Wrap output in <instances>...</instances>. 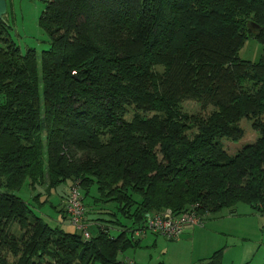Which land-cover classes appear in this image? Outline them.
I'll list each match as a JSON object with an SVG mask.
<instances>
[{
  "label": "trees",
  "instance_id": "16d2710c",
  "mask_svg": "<svg viewBox=\"0 0 264 264\" xmlns=\"http://www.w3.org/2000/svg\"><path fill=\"white\" fill-rule=\"evenodd\" d=\"M45 1L40 54L0 19V264H124L146 214L166 208L264 216V0ZM249 38L258 61L240 57ZM244 118L258 137L231 154L222 139L241 140ZM28 179L46 185L41 204L69 182L62 222L77 186L91 237L11 192ZM224 250L200 263L223 264Z\"/></svg>",
  "mask_w": 264,
  "mask_h": 264
},
{
  "label": "rangeland",
  "instance_id": "374dc122",
  "mask_svg": "<svg viewBox=\"0 0 264 264\" xmlns=\"http://www.w3.org/2000/svg\"><path fill=\"white\" fill-rule=\"evenodd\" d=\"M47 2L45 0H8V13L4 17L11 25L9 32L10 36L19 44L22 51L25 52L29 47H35L40 54L50 46V37L48 33L39 25V17L45 9ZM263 45L254 38H249L244 47L240 50V57L252 61H258L262 55ZM185 110L189 113L200 112L201 107L193 100H188L184 103ZM205 113V111H203ZM245 129V136L239 141L228 140L223 138L224 148L231 154L236 153L244 145L254 142L258 133L251 126V122L244 118L240 122ZM45 186L36 185L33 187L28 179L20 189L11 190V192L21 196L31 207L40 215H45V219L52 224L61 223L63 220L57 213V205L61 202L62 195L69 190V182L60 185L53 190L48 202L41 204L35 198L37 194L43 193L40 201L46 197ZM5 186L1 187V191H6ZM95 193V187L93 189ZM45 194V195H44ZM90 199V198H88ZM238 208H251L246 204L239 203ZM229 208H225L213 215V219L204 229H196L195 238L189 234H185L178 239H167L158 235L151 230L141 232V247L131 248L120 253L119 261L124 264H201L202 259L208 258L213 254L211 245L205 247L208 242L216 241L218 248H225L223 255V264H263L264 263V216L261 214L245 215L246 212H241L242 217L237 216L234 221L226 220L222 223V229L226 233L216 232L214 239L211 235H203L202 232H208L212 229L211 224L214 220H220L222 216L229 215ZM85 206V213L81 222L88 228L94 225L97 221L92 215V211ZM250 213V209L249 212ZM43 215V216H44ZM106 220L111 218L110 215H99ZM235 217V216H234ZM207 218V217H206ZM55 219V220H53ZM105 221V220H103ZM67 231H76V227L72 224L70 218L61 223ZM104 224L111 225L105 221ZM206 225V222H205ZM201 230V232H200ZM203 230V231H202ZM80 231V230H78ZM113 235L119 232V229L110 227ZM81 232V231H80ZM93 232L92 228L90 233ZM91 235V234H90ZM216 246V245H215ZM214 251V252H215ZM96 264H101L97 262Z\"/></svg>",
  "mask_w": 264,
  "mask_h": 264
},
{
  "label": "built area",
  "instance_id": "2783aa9c",
  "mask_svg": "<svg viewBox=\"0 0 264 264\" xmlns=\"http://www.w3.org/2000/svg\"><path fill=\"white\" fill-rule=\"evenodd\" d=\"M199 204L191 205L187 210L175 213L172 209L166 208L160 212H149L146 214V229L161 235L167 239H178L189 227L204 226L208 212L200 210ZM66 211L70 216L72 224L83 231L85 238L91 237L87 227L81 222L85 213V207L81 201L80 190L73 186L68 193L65 204ZM141 232L138 233L140 235Z\"/></svg>",
  "mask_w": 264,
  "mask_h": 264
},
{
  "label": "crops",
  "instance_id": "0c3cea01",
  "mask_svg": "<svg viewBox=\"0 0 264 264\" xmlns=\"http://www.w3.org/2000/svg\"><path fill=\"white\" fill-rule=\"evenodd\" d=\"M7 7H8V0H7ZM7 13H8V9H7ZM7 13L3 17H5L7 15ZM64 203H65V201H64ZM241 210H242V212H246L245 215H247V214L248 215H251L250 213H248L249 212V209H247V208H241L240 209V208L237 207V208H234L232 210L229 209L228 211H230V212H229V215L228 216L227 215H224V216L221 217L220 220H214V222L211 224L212 229H208L207 230L208 232H206V234H205V232H202V234L203 235H211L212 234L211 237L214 239L215 238L214 237V234H216V232H219L220 234L221 233H226V231H224V229H222L223 226L221 224L222 223H226V220H229V221L232 220V221H234L237 216L239 217L238 219H240L242 217V214H240V213H242ZM212 217H213V215H210L209 214L207 216L206 220H205L206 221V225H204V226H193V227H189L187 229V231L183 235L189 234L191 237L193 236L195 238V236H196V229H204L209 224V221H211V219H213ZM200 232H201V230H200ZM215 239H216V241H214V242H208L207 245H205V247L210 246V248H211V245L213 246V244H214V247H212L213 248L212 249L213 251H211L212 253L216 250L214 248H218L217 245H219V243L217 242L218 241L217 238H215Z\"/></svg>",
  "mask_w": 264,
  "mask_h": 264
},
{
  "label": "water",
  "instance_id": "95a60500",
  "mask_svg": "<svg viewBox=\"0 0 264 264\" xmlns=\"http://www.w3.org/2000/svg\"><path fill=\"white\" fill-rule=\"evenodd\" d=\"M7 0H0V19L7 13ZM255 25V24H254ZM3 181L0 174V187L2 186Z\"/></svg>",
  "mask_w": 264,
  "mask_h": 264
}]
</instances>
